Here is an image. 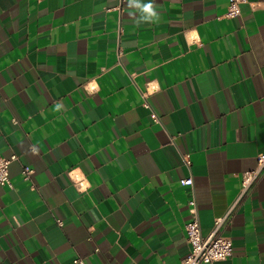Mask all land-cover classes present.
Listing matches in <instances>:
<instances>
[{"label":"crops","instance_id":"crops-1","mask_svg":"<svg viewBox=\"0 0 264 264\" xmlns=\"http://www.w3.org/2000/svg\"><path fill=\"white\" fill-rule=\"evenodd\" d=\"M228 1L0 0V264H182L192 196L204 236L232 209L207 264H264V0Z\"/></svg>","mask_w":264,"mask_h":264},{"label":"built area","instance_id":"built-area-1","mask_svg":"<svg viewBox=\"0 0 264 264\" xmlns=\"http://www.w3.org/2000/svg\"><path fill=\"white\" fill-rule=\"evenodd\" d=\"M246 0H229L228 9L226 12L227 17H238L242 12V4ZM17 158V155L13 154L6 157L0 153V185L12 186L10 179V164ZM32 168L25 166L23 169L24 179L29 180L31 178ZM264 171V150L259 151L257 154V167L252 171H247L242 177V188L240 199L248 192L253 186V183L262 175ZM70 172L71 177L76 185L80 188H87L86 180L78 175V173ZM193 179L191 177L182 179L183 185H191ZM190 212L192 213V219L185 225L187 241L190 245V251L188 255L183 259L182 264H207L214 263L216 261H222L228 259L233 255L234 245L230 236L225 235L223 227L230 216L232 209L222 217H218L215 220L212 231L204 236L201 233V226L197 211V202L192 196L189 199ZM75 262L79 264H85L83 259H76Z\"/></svg>","mask_w":264,"mask_h":264},{"label":"clouds","instance_id":"clouds-1","mask_svg":"<svg viewBox=\"0 0 264 264\" xmlns=\"http://www.w3.org/2000/svg\"><path fill=\"white\" fill-rule=\"evenodd\" d=\"M127 6L130 9L129 15L133 17L136 25L158 23L160 20V13L157 11L154 0H148V2H144V0H127ZM56 109H60L59 104L56 105Z\"/></svg>","mask_w":264,"mask_h":264}]
</instances>
